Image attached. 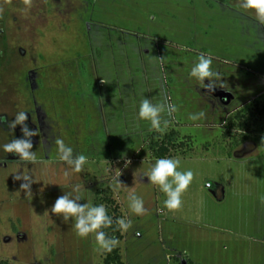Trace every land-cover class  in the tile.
Returning a JSON list of instances; mask_svg holds the SVG:
<instances>
[{
    "label": "rangeland",
    "instance_id": "1",
    "mask_svg": "<svg viewBox=\"0 0 264 264\" xmlns=\"http://www.w3.org/2000/svg\"><path fill=\"white\" fill-rule=\"evenodd\" d=\"M201 53L213 58L223 88L188 82ZM142 96L179 109L166 132L186 143L174 157L194 180L175 213L158 211L162 195L137 179L154 162L156 134L133 120ZM262 102L264 25L239 0H0V144L21 137L6 122L27 111L44 161L25 167L0 151V262L103 264L94 239L78 238L71 219L50 211L80 184L79 203L109 190L132 220L117 247L124 264H264V121L251 119L247 141L224 136L231 115ZM201 110L203 118L188 119ZM56 138L88 157L82 172L64 175ZM27 170L28 198L13 175ZM115 178L124 187L114 190ZM133 187L144 216L128 211Z\"/></svg>",
    "mask_w": 264,
    "mask_h": 264
},
{
    "label": "clouds",
    "instance_id": "2",
    "mask_svg": "<svg viewBox=\"0 0 264 264\" xmlns=\"http://www.w3.org/2000/svg\"><path fill=\"white\" fill-rule=\"evenodd\" d=\"M239 7L247 10L260 24L264 25V0H239ZM221 79V72L213 68V58L206 53L199 54L188 71V82L192 83L194 81L197 86H202L201 88L207 89L208 92L213 91L216 87L223 88L224 83L220 82ZM206 80L208 81L207 84H205ZM178 110L177 104L169 102L168 99L153 102V99L142 96L139 99L133 120L134 122H145L150 131L163 135L171 121L175 119ZM26 113L28 112L18 110L13 116L14 119L6 122L7 127L12 130L20 126L21 137L12 138L8 142L0 144V151L18 156V163L25 165V167L28 164L44 163L43 160L38 161L36 151H33L32 137L38 136L39 131H33L28 127ZM204 116L205 113L201 110L189 113L188 119L197 121ZM2 123H5V118L0 116V124ZM54 144L57 161L61 163L62 167L66 166L67 169L64 175H68V170L74 173L82 172L88 157L82 153H75L74 149L66 145L62 138H56ZM128 163L130 162H125V167L128 166ZM139 171L140 169L137 172ZM111 172H114V170L105 168L106 174ZM32 173L34 174V168ZM136 173H134V176L137 178ZM13 175L15 180L23 181L20 188L25 192L27 198L32 197L31 185L34 181L29 174V170L22 173L18 171ZM143 177H147L150 181L148 185L155 186L163 197L162 208L158 211L175 213L182 208V197L193 183L194 172L191 169L181 170V161L178 157L165 156L155 157L154 162L149 166V170L140 173L137 178L139 182ZM69 187L70 191L57 197L50 209L51 213L62 218L64 223H68L71 219L72 230L78 238L87 239L91 236L98 250L103 253H111L120 245V240L115 236H108L104 229L112 228L113 223H115L116 228L114 231H119L123 235L132 227V220L128 216H121L116 218L114 222L104 204H92L88 201L84 204L79 203V201L85 200L81 195L80 184H71ZM121 187L124 186L120 183L119 178H115L114 190ZM204 187L210 188L212 185L206 182ZM126 199L128 201V211L131 215L140 217L147 213L145 202L141 196L136 194L134 187L129 188Z\"/></svg>",
    "mask_w": 264,
    "mask_h": 264
},
{
    "label": "trees",
    "instance_id": "3",
    "mask_svg": "<svg viewBox=\"0 0 264 264\" xmlns=\"http://www.w3.org/2000/svg\"><path fill=\"white\" fill-rule=\"evenodd\" d=\"M252 118H257L260 121H264V102L255 104V111L252 113H247L243 109L237 111L234 115H231L228 118L227 130L224 133L225 137H230L232 132L234 136H241L245 141L248 140L247 131L249 128V124ZM187 141L190 139L186 138ZM186 143L180 141V134L175 130H170L165 134L158 135V133L154 134L151 138L150 144L148 145L149 151L152 153L153 157H174L177 154L178 150L184 149ZM235 146L239 145L236 141L234 142ZM264 153V148L262 150ZM184 153V152H182ZM110 191L107 190L104 192V196L98 198L95 204H104L108 214L113 218L115 222L116 218L121 217L119 213V207L112 199L110 195ZM116 228L115 223H113L112 228L104 229L108 236H115L119 240H122V235L119 231H114ZM0 264H12L9 261L3 260ZM103 264H124L122 261V257L120 255V251L118 248L114 249L111 253H105Z\"/></svg>",
    "mask_w": 264,
    "mask_h": 264
},
{
    "label": "crops",
    "instance_id": "4",
    "mask_svg": "<svg viewBox=\"0 0 264 264\" xmlns=\"http://www.w3.org/2000/svg\"><path fill=\"white\" fill-rule=\"evenodd\" d=\"M4 45V44H3Z\"/></svg>",
    "mask_w": 264,
    "mask_h": 264
}]
</instances>
